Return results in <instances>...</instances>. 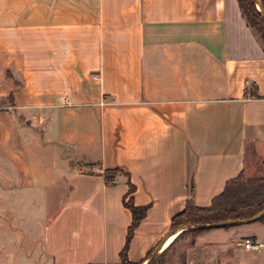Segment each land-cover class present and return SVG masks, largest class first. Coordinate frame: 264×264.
I'll return each instance as SVG.
<instances>
[{
    "label": "crops",
    "instance_id": "0c3cea01",
    "mask_svg": "<svg viewBox=\"0 0 264 264\" xmlns=\"http://www.w3.org/2000/svg\"><path fill=\"white\" fill-rule=\"evenodd\" d=\"M262 167L264 50L237 0H0V264H120L128 183L141 264L191 193L208 207ZM179 253L264 264V219L179 239L164 264Z\"/></svg>",
    "mask_w": 264,
    "mask_h": 264
},
{
    "label": "trees",
    "instance_id": "16d2710c",
    "mask_svg": "<svg viewBox=\"0 0 264 264\" xmlns=\"http://www.w3.org/2000/svg\"><path fill=\"white\" fill-rule=\"evenodd\" d=\"M258 2L264 10V0H258ZM237 3L241 15L246 21L247 27L254 32L264 50V17L262 16V13L257 9L253 0H237ZM118 173V170L104 171V180L109 183ZM134 190V186L128 183V192L122 201L123 206L128 209L131 214V223L127 229L125 244L119 254L120 264H131L127 258L130 241L132 240L134 231L138 227L140 221L146 217L148 210L147 206H134L132 198L127 199ZM263 210L264 176L258 178H245L240 173L237 177L226 183L223 191L211 200L208 207L196 206L192 201L191 193L190 199L186 202L184 209L171 219L169 232L175 234L176 231L186 225H213L227 221H245L253 218ZM263 219L264 217L259 221ZM233 226L236 225H225L220 227V229ZM207 230L211 229H181L180 233L171 244L159 253L149 264H162V259L164 258V255H166L167 250H169L176 241L185 236L193 239ZM158 244L148 252L145 260L149 258ZM145 260L143 262H145ZM143 262L141 264H143Z\"/></svg>",
    "mask_w": 264,
    "mask_h": 264
},
{
    "label": "water",
    "instance_id": "95a60500",
    "mask_svg": "<svg viewBox=\"0 0 264 264\" xmlns=\"http://www.w3.org/2000/svg\"><path fill=\"white\" fill-rule=\"evenodd\" d=\"M253 1L256 4L258 10L262 13V16L264 17V10L262 9L258 0H253ZM263 217H264V210L262 212H260L259 214H257L256 216H254L253 218H251L249 220H245V221H227V222H221V223L213 224V225H197V226L186 225V226L181 227L178 231H180L181 229H189V230L219 229L220 227L225 226V225H240V224L253 223V222L259 221ZM178 231H176V232H178ZM172 235H174L173 232H171L169 236H172ZM163 243L164 242L158 244V246L151 253L149 258L146 259L145 262H143V264H149L159 254L158 252L162 248Z\"/></svg>",
    "mask_w": 264,
    "mask_h": 264
},
{
    "label": "built area",
    "instance_id": "2783aa9c",
    "mask_svg": "<svg viewBox=\"0 0 264 264\" xmlns=\"http://www.w3.org/2000/svg\"><path fill=\"white\" fill-rule=\"evenodd\" d=\"M63 103L65 105H69L70 102L68 99H64ZM239 243H240V246L246 251L255 250L260 246L259 244H257L255 241H253L251 239H244V240L240 241Z\"/></svg>",
    "mask_w": 264,
    "mask_h": 264
},
{
    "label": "rangeland",
    "instance_id": "374dc122",
    "mask_svg": "<svg viewBox=\"0 0 264 264\" xmlns=\"http://www.w3.org/2000/svg\"><path fill=\"white\" fill-rule=\"evenodd\" d=\"M257 7V6H256ZM258 9V8H257ZM257 175H260V176H262V175H264V168L262 167L261 168V170L257 173ZM245 177V176H244ZM246 178V177H245ZM41 207V206H40ZM185 237H187V236H185ZM176 238V237H175ZM174 238V239H175ZM183 239V238H182ZM239 245H240V243H239ZM244 250V249H243ZM246 251V250H245ZM178 261V263L179 264H182L183 263V259H182V255L179 253V255H178V259H177ZM166 262V255H164V258L162 259V264H164Z\"/></svg>",
    "mask_w": 264,
    "mask_h": 264
}]
</instances>
